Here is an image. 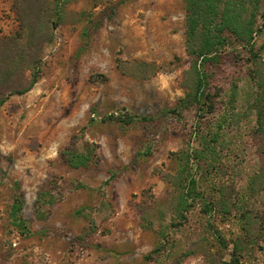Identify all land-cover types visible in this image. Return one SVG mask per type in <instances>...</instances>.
<instances>
[{
    "label": "rangeland",
    "instance_id": "1",
    "mask_svg": "<svg viewBox=\"0 0 264 264\" xmlns=\"http://www.w3.org/2000/svg\"><path fill=\"white\" fill-rule=\"evenodd\" d=\"M214 5L0 0V264H264V0Z\"/></svg>",
    "mask_w": 264,
    "mask_h": 264
},
{
    "label": "trees",
    "instance_id": "2",
    "mask_svg": "<svg viewBox=\"0 0 264 264\" xmlns=\"http://www.w3.org/2000/svg\"><path fill=\"white\" fill-rule=\"evenodd\" d=\"M214 1L215 0H190V5L193 6V13L195 14L198 9L203 10L204 6L205 8H208L210 11L214 10L215 9ZM251 1L253 5L255 6L258 5L259 0H251ZM188 26L190 30L188 41L193 40L192 38L196 33V29L200 30V35L197 43L198 45L197 51L199 52V56L202 58V61H213L218 58V55H216L214 48L218 46V44L224 41V37H220L221 36V34H219L220 30H224V29L230 30L231 32L236 33V35L240 36V40L243 42V44L244 43H246L247 45L251 44L252 33H253L252 30L253 22L251 20L247 22L245 21L241 22L237 17V15L233 17L230 15L221 18L220 22L217 23L215 27H213L211 20L201 21L198 19V17H192L188 22ZM251 47H253L252 44ZM205 77H206L205 75L201 73H197L196 85L198 86V88H200L203 85ZM33 80H35V77ZM28 89L29 88H25L19 92H24ZM5 100H6V96L1 95L0 105H2ZM130 121L131 118H128L126 120V122H130ZM70 164L76 166L75 162H72ZM22 201H23L22 193L19 191V188L16 187V194L13 202L14 212H17L20 209ZM219 264H234V262L222 261Z\"/></svg>",
    "mask_w": 264,
    "mask_h": 264
}]
</instances>
